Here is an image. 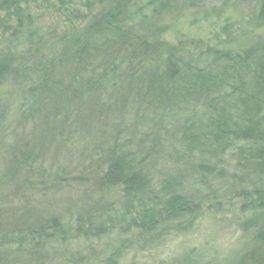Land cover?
<instances>
[{
  "label": "trees",
  "instance_id": "1",
  "mask_svg": "<svg viewBox=\"0 0 264 264\" xmlns=\"http://www.w3.org/2000/svg\"><path fill=\"white\" fill-rule=\"evenodd\" d=\"M54 1L0 0V264H264V0Z\"/></svg>",
  "mask_w": 264,
  "mask_h": 264
},
{
  "label": "rangeland",
  "instance_id": "2",
  "mask_svg": "<svg viewBox=\"0 0 264 264\" xmlns=\"http://www.w3.org/2000/svg\"><path fill=\"white\" fill-rule=\"evenodd\" d=\"M85 0H65V3H63L62 5L59 4L58 0H55L54 2H52L50 5L51 7L49 8V6H43L41 8H38L37 10H33L35 11V17L37 19V22L39 21V23L44 26L45 28H49L50 29H59V30H65V29H71L74 26H76L75 24H72L73 19H67L70 15H71V11L75 10L78 11L79 9H82V2ZM105 1V0H104ZM218 6H221V3L219 4H215ZM69 9V13H64L65 9ZM60 12V13H58ZM74 13V12H73ZM72 13V14H73ZM208 28L209 30V25H205L204 28ZM186 29V34H187V39H194V40H200L202 38H206V33H204L202 30H198L196 27H191V26H185ZM222 209L230 212V213H235L239 210V203L234 201V202H229L228 204H222L221 205ZM119 210L121 211V208H119ZM121 217V216H120ZM117 222H120L121 220L115 218L114 219ZM136 232V231H134ZM118 234H120L121 236L119 237ZM85 235V234H84ZM136 234L133 233H120L118 230H112L110 232L107 233V235L103 238V240L101 242L98 241H94L91 239H85L84 237H81V239L79 240L78 238V242L85 244L87 243V246L93 245L94 249L96 251L102 252L105 251L107 249V251L111 250L112 246V251H113V246H117L118 245V240H129V239H133L136 238L134 237ZM83 236V234H82ZM231 237L232 238H236V234L231 233ZM210 243L214 242L211 239H208ZM188 247V245H187ZM183 250V248H181ZM161 256V255H160ZM95 264H101L99 263H95ZM103 264V263H102Z\"/></svg>",
  "mask_w": 264,
  "mask_h": 264
}]
</instances>
